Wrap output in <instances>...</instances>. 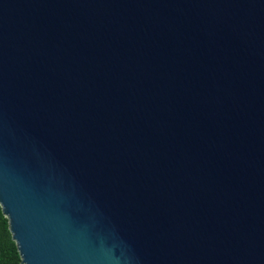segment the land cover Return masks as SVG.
I'll use <instances>...</instances> for the list:
<instances>
[{
	"label": "water",
	"instance_id": "1",
	"mask_svg": "<svg viewBox=\"0 0 264 264\" xmlns=\"http://www.w3.org/2000/svg\"><path fill=\"white\" fill-rule=\"evenodd\" d=\"M0 208L22 264H264V0H0Z\"/></svg>",
	"mask_w": 264,
	"mask_h": 264
},
{
	"label": "trees",
	"instance_id": "2",
	"mask_svg": "<svg viewBox=\"0 0 264 264\" xmlns=\"http://www.w3.org/2000/svg\"><path fill=\"white\" fill-rule=\"evenodd\" d=\"M0 264H22L16 245L11 238L8 221L0 208Z\"/></svg>",
	"mask_w": 264,
	"mask_h": 264
}]
</instances>
